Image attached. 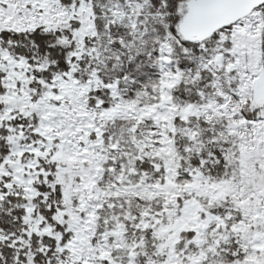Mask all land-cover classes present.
Here are the masks:
<instances>
[{
  "label": "snow or ice",
  "instance_id": "1",
  "mask_svg": "<svg viewBox=\"0 0 264 264\" xmlns=\"http://www.w3.org/2000/svg\"><path fill=\"white\" fill-rule=\"evenodd\" d=\"M0 264H264V0H0Z\"/></svg>",
  "mask_w": 264,
  "mask_h": 264
}]
</instances>
